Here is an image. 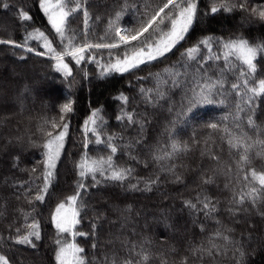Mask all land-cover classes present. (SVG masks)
Listing matches in <instances>:
<instances>
[{
  "label": "trees",
  "instance_id": "obj_1",
  "mask_svg": "<svg viewBox=\"0 0 264 264\" xmlns=\"http://www.w3.org/2000/svg\"><path fill=\"white\" fill-rule=\"evenodd\" d=\"M65 2L73 5L86 2L93 20L101 18L89 25L90 41L100 42L102 37L107 40L114 36V32L108 28L109 18H115V10L124 0ZM143 2L155 7L161 0ZM197 2L202 19L194 25L186 40L167 54V58H161L151 65H141L139 70H134L135 74L101 77L97 63L82 61L77 66L70 56H66L65 63H68L73 75L65 78L55 71V61L49 59L47 54L35 55V51L46 53L44 39L39 37V32L43 31L58 51L71 43L79 45L85 30L82 11L69 18L62 45L40 10L39 0H0V39L23 43L28 33L36 36V39L28 40L34 52L15 49L11 44L0 45V255H4L9 264H55L57 234L51 224V212L58 202L75 190L73 161L78 160L84 151L81 126L97 110L103 118L105 134L102 140L106 141L108 134H115L118 152L114 159L119 166L134 169L135 178L131 182L135 184L139 180L143 189L144 181L148 178L159 177L160 180L151 192L133 191L127 187V183L124 187L109 183L99 191L92 189L85 194L87 215L75 230L89 231L90 221L97 215L94 208L102 210L111 204L113 209L126 206L132 209L125 227H121L125 220L120 212L109 211V220L102 221L99 246L94 255L91 239L85 242L84 237H76V242L86 248L88 261L103 264L107 259V264H113L114 260H119L123 264V258L128 255V248L124 245L131 241L147 247L150 264H162V261L179 264L189 244L197 248L203 245L206 250L212 251H216L213 245L218 246L221 254L214 258L207 251L204 252L207 264H236L238 253L225 247L227 242L223 236L227 235L237 241L243 237L249 264H264V199L257 193L255 203L251 196H246L244 204H233V199L239 201L241 192H250L251 186L245 181V175L251 181L253 171L264 172V144L259 143L264 141V96L254 97L251 111L241 104L243 110L237 112L236 105L240 101L231 92V83L239 77V62H235L232 68H225L222 59L219 62L210 61L209 73L214 78L223 73L229 91L223 103L202 106L188 113L190 119L185 123L184 117H178V114L187 110L184 97L186 93L191 95V92L189 88H173L172 81L176 77L170 74L186 72V76L179 77L180 80L183 82L187 79L189 86L194 87L192 74L196 71L195 66L190 69L181 67V53L186 48L204 36H222L224 39L243 36L251 43H258L264 35V26L258 21L249 20L248 14L240 9L213 17L210 13L212 0ZM215 2L219 3L220 0ZM248 2L250 7L264 4V0ZM21 8L30 14L29 21L20 20ZM205 10L209 13L206 17L203 16ZM133 20L134 15L126 14L119 23L131 27ZM73 34L74 40L71 39ZM91 54L101 63L109 60L107 49L94 50ZM204 55H207L206 49ZM255 63L256 73L249 81L250 86H256L260 79H264V54H259ZM141 89L144 90L143 96ZM159 91L165 92L163 100L158 98ZM121 94L129 98L126 106L116 99ZM149 97L152 102H149ZM68 101L73 102L74 112L69 121L67 151L63 163L59 165L55 190L51 192L50 199L46 197L44 204L33 200L37 205L33 211L28 200L35 196L37 184L42 185V176L37 180L39 173L31 172L37 161L42 159L41 149L35 146L44 139L41 126L45 120L50 122L53 117L58 118L60 106ZM123 107L136 113L138 121H146L143 132L139 123L124 127L116 120V116L122 114ZM249 116L254 122L252 125L248 123ZM218 121L221 123L216 130L207 127L209 123ZM121 135L122 141L119 138ZM137 137L142 141L144 138L150 139L137 145ZM236 137H245L249 145L245 161L240 159L245 149L234 146ZM173 144L178 146L175 152ZM124 145H131V148ZM90 149L93 157L108 154L103 144L97 148L94 138ZM10 153H18L19 159ZM132 156H136V159H132ZM145 163L148 167H145ZM30 181L35 182L31 183L32 191L25 198L17 188L24 185L27 191ZM252 184L260 188L258 182L252 181ZM205 197L213 201L216 209L209 217H205L203 212L190 213L185 207V202L189 200L202 207ZM26 215L35 217L41 224V239L35 241V249L15 245L9 238L10 235L15 237L18 227L22 234L26 233ZM30 222L31 219L28 220ZM202 227L204 231H201ZM217 232L221 235L216 236ZM69 237L66 234L67 239H64L73 242ZM139 258L142 259V256ZM195 264H201V261L196 260Z\"/></svg>",
  "mask_w": 264,
  "mask_h": 264
},
{
  "label": "snow or ice",
  "instance_id": "obj_2",
  "mask_svg": "<svg viewBox=\"0 0 264 264\" xmlns=\"http://www.w3.org/2000/svg\"><path fill=\"white\" fill-rule=\"evenodd\" d=\"M39 7L45 17H47L51 28L60 38L62 45L65 40V33L68 30L67 24L70 23L69 18L82 11L85 30L81 43L79 45L71 43L58 51L53 48L52 42L48 40L44 32L40 31L39 37L44 39L43 47L46 53L35 51L29 46L28 40L36 39V36L32 33H28L25 36L23 43H16L12 39H0V45L11 44L15 49L22 48L26 52L35 51V55L37 56L47 54L49 59L55 61V71L62 73L65 78L73 75L72 69L69 68L68 63H65L66 56H70L77 66H80L82 61L97 63L101 77H108L115 74L123 75L125 73L135 74L134 70H139L141 65H151L161 58H167V54L172 52L182 41H185L186 37L193 30L194 25L202 19L201 9L197 0H161L155 7L143 2V0H124V3L119 5L118 9L115 10V18H109L108 28L114 32V36L107 40L102 37L100 42H92L89 40V25L92 22L99 21L101 18L96 17L95 21L93 20L89 12L90 6L86 2L73 5L66 3L65 0H55V2L53 0H39ZM237 9H240L243 13H247L249 20L258 21L264 26V4H257L255 7H250L248 0H243V2L237 0L235 3L232 0H220L219 3L212 0L210 5V13L213 17L219 13H233ZM126 14L134 15L131 27L119 23L121 17ZM208 15V11L205 10L203 16L206 17ZM19 18L21 21L27 22L31 19V16L21 8ZM71 39H75V34H73ZM100 49L108 50L109 60L107 62L101 63L91 54L94 50ZM205 49L207 50V55H204ZM259 54H264V35L260 37L258 43H251L243 36L236 38L230 37L228 39H224L222 36H204L196 44L186 48L181 53V67L190 69L195 66L196 71L192 74V84L194 87L189 86L187 79H184L183 82L180 80L179 77L181 75L186 76V72L181 73L175 71L170 73L176 77L172 81L173 88H189L191 92V95L186 93L184 97L187 101V110H182L178 114V117H184V122L187 123L190 119L188 113H192L194 109H199L202 106L215 105L218 102L223 103L224 96L229 91L226 86L227 81L223 79V73L215 78L209 73V68L211 67L209 62H219L221 59L223 60L225 68H232L235 62H239L240 74L237 80L231 83V92L240 101L236 105L237 112L243 110L241 104L248 106L251 111L254 97L264 96V79H260L256 86H250L249 84L250 79L256 73L255 62ZM20 58L24 59L23 56ZM165 71L168 70L166 69ZM85 76H87V73H85ZM138 79L143 78L138 77ZM141 95H144L143 89H141ZM217 97H220L219 101ZM158 98L163 100L165 98V92L159 91ZM116 99L125 106L129 103V98L123 94L116 97ZM149 102H152L150 97ZM169 111H173V109H169ZM73 112V102H65L59 108L58 118L53 117L50 122L45 120L41 126L44 139L39 145L35 146L41 149L42 159L37 161V165L33 166L31 172L34 174L39 173L36 177L37 180L42 176V185L37 184L35 196L28 200L29 204L32 205L33 211L37 207L33 203V200L44 204L47 202L46 197L50 199L51 192L55 190V182H57L59 176V165L63 163V157L67 151L66 142L69 139L70 133L69 121ZM136 116V113L129 112L126 107H123L122 114L117 115L116 120L123 123L124 127H128L129 125L135 126L139 123L140 131L143 132L146 121L140 122L136 119ZM235 118L238 119V117ZM224 119L226 120L227 117H224ZM125 120L126 123H124ZM219 123L221 122L209 123L207 127L216 130ZM248 123L249 125L254 123L251 116H249ZM225 131H227V128H225ZM81 132L83 133L84 151L78 160L73 161L75 190L72 194L67 195L58 202L51 212V224L57 233L55 241V264H92L91 261L86 259V256L89 255L86 248L81 247L76 242V237H84L85 242L91 239L92 254L94 255L95 250L99 246L100 232L103 228L102 221L109 220V211H118L124 217L125 224H122L121 227L126 226L127 219L131 215L132 209L130 206L113 209L112 205L109 204L102 210L94 208L93 211L97 215L94 220L90 221L89 231L75 230L76 226L82 223L84 217L87 215L88 201L84 199L86 193H89L92 189L99 191L102 186L109 183H113L119 187H124L127 183V187L133 191L151 192L153 186L158 185L160 180L159 177L155 179L148 178L144 181L143 189L140 186L139 180L135 184L131 182L135 178L134 169L121 167L115 162L114 158L118 152L115 134H108L107 140H102L105 131L103 118L100 116L98 110L93 111L83 121ZM93 138L97 148L102 144L104 145V148L108 150L107 155H98L95 157L90 155V144L93 142ZM119 138L121 141L123 140L122 135ZM148 139L150 137L144 138L142 141L140 137H137L135 143L137 145L142 142L147 143ZM21 142H23V138H21ZM259 143L264 144V141H259ZM234 146L245 149V154L240 157L241 161H245L249 147L246 143V138L236 137ZM124 147L131 148V145H124ZM172 148L173 152L178 150L176 144H173ZM10 154L15 155L19 159L18 153ZM129 154L131 155V153ZM168 155L171 154L169 153ZM212 158L215 159L216 157ZM132 159H136V156H132ZM145 167H148L147 163H145ZM251 177V181L248 180L247 175L244 177L245 181L251 186L250 192H241L239 201L237 202L233 199V204H244L246 196H251L252 202L255 203L257 193L264 199V172L258 173L253 171ZM176 179L179 181L180 178L177 176ZM252 181L258 182L260 188L257 189L252 184ZM34 182H29L27 191L24 190V185H20L17 191L22 193L25 198H28V193L32 191L31 183ZM205 183H208V181H205ZM197 200L199 201V197ZM185 207L190 213L203 212L205 217H209L216 211L213 201L208 197L204 198L202 207H199L198 203H193L190 200L185 202ZM125 213L128 215L125 216ZM29 219H31L30 223H28ZM25 226L27 228L26 233L22 234L21 229L18 227L15 237L10 235L9 238L15 245H23L35 249V241L41 239V224L35 217L26 215ZM201 231H204L203 227ZM65 233L71 234L73 242L62 239V234ZM220 235V232L216 233V236ZM223 240L227 242L225 245L226 248L230 247L238 253L236 264H249L246 260L248 252L243 237L237 241L225 235L223 236ZM124 246L128 248V255L123 258V264H150V253L145 245L130 241ZM213 247L216 248V251H212V249L206 250L203 245L197 248L193 244H189L188 250L185 252L183 259L179 261V264H195L196 260H200L201 264H207L203 256L205 251L213 258L217 254H221L218 246L213 245ZM137 248H139V251H137ZM177 255L179 254L177 253ZM141 256L142 259L139 258ZM0 264H9V260L4 255H0ZM103 264H107V259ZM113 264H120V261L114 260ZM162 264H167V262L162 261Z\"/></svg>",
  "mask_w": 264,
  "mask_h": 264
},
{
  "label": "rangeland",
  "instance_id": "obj_3",
  "mask_svg": "<svg viewBox=\"0 0 264 264\" xmlns=\"http://www.w3.org/2000/svg\"><path fill=\"white\" fill-rule=\"evenodd\" d=\"M28 66V65H27ZM57 234V233H56ZM66 234H69L70 236H71V234L70 233H65V234H62V237H63V239L65 238V239H67L66 238ZM70 238V240L72 241V236L71 237H69Z\"/></svg>",
  "mask_w": 264,
  "mask_h": 264
}]
</instances>
